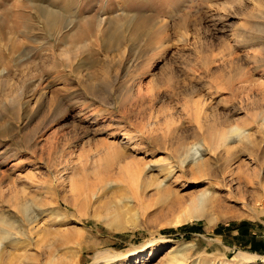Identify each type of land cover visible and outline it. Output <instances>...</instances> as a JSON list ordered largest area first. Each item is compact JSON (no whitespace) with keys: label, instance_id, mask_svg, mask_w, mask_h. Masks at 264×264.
<instances>
[{"label":"rangeland","instance_id":"rangeland-1","mask_svg":"<svg viewBox=\"0 0 264 264\" xmlns=\"http://www.w3.org/2000/svg\"><path fill=\"white\" fill-rule=\"evenodd\" d=\"M3 1L0 212L15 211L19 221L14 228L0 222V264H93L99 251L108 252L96 264H167L175 248L188 255L179 264H264L257 163L242 153L231 160L222 145L234 125L261 134L264 17L256 15H264V0H137L126 11L130 17L120 14L122 25L137 14L146 22L163 18L169 25L156 29L157 42L147 34L134 37L123 63L105 60L99 46H91L95 57L81 76L74 70L78 60L63 56L62 41L76 29L77 17L108 11L101 9L102 0L87 11L85 0ZM51 3L71 4L60 10L59 26L66 31L61 41L46 24ZM13 9L20 12L13 32L25 34L18 45L9 32ZM39 10L40 25L30 18ZM42 91L41 109L35 100L25 108L22 102ZM199 142L206 143V164L225 167L220 182L226 186L219 190L224 202L210 207L212 223L182 221L199 193L211 187L191 161L181 166L185 149ZM171 166L172 177L159 184ZM240 174L248 182H240ZM225 188L246 192L231 197ZM26 203L32 214L46 210L39 217L41 229L51 228L54 213L66 210V220L85 231L82 246L44 249L51 236L38 233L40 228L35 232L40 241L34 242Z\"/></svg>","mask_w":264,"mask_h":264},{"label":"bare ground","instance_id":"bare-ground-1","mask_svg":"<svg viewBox=\"0 0 264 264\" xmlns=\"http://www.w3.org/2000/svg\"><path fill=\"white\" fill-rule=\"evenodd\" d=\"M69 1L70 0H68V3H69ZM136 1L137 0H119L117 3L116 2L110 3V0H102L100 4H101V7H103V8H101V9L102 10H108L104 14H101L100 12H102V11L99 10V11H95L94 12L95 14L90 12L88 15L83 17V15H81L80 12L78 13L76 11L78 13V15L79 16L81 15L82 17H80V18L77 17L76 29L70 34L69 39H67V40L62 39V37H63L62 34L64 32V36H65L66 31L62 32V29L64 27L63 28L61 27L62 28L61 29L59 26L60 22H62L61 21V16H62L61 13L62 12L60 10L63 8L62 10L64 11V8H67L69 5L71 6V4H67V3L64 4L63 3L60 5L57 3H54V4L51 3V4L47 5V9H48L47 12L48 13L46 14L47 15L46 16V20H47L46 24L51 29H54V31L56 32L55 35H56L57 39L59 41L63 40L62 44L66 45L67 50L64 51L63 56H65L66 58L69 57L70 59H72V61L74 60V63H76V61L78 60V64L74 65V70L77 72L78 76H81L84 73H87L90 71V68L88 67V63L86 64V62H88L87 60H90L89 58H94L95 57L94 52H96L95 50H94V52H90V50L92 49L91 46H94V45L99 46L98 50H100L102 52L103 58L105 60H115L117 58V60L119 59V63L120 62L123 63V61H125L126 58H128L127 57V51H126L128 41H132L134 39V37H136V36L140 37L141 34L142 35L147 34L148 39L152 42V40H155V37L158 36L156 29L159 28V26H160L161 27V28H159V30H160V29L169 25L168 21L164 20L163 18L161 19L160 17H159L160 19L158 17L153 18V19L149 17L150 18L149 21L146 22L145 20H143L144 17L146 18V16L142 15V14L135 15V18L132 20L129 18L131 20V22H128L126 26L124 24L122 25V23H123L122 20L124 18L122 19V17H119L120 14H125L124 17L125 16L130 17L129 12H131V11H129V10H131V9H129V6H132ZM93 2H96V0H85L82 8L86 9L85 11H87L89 8L93 9V7H94ZM97 4H98V1H97ZM117 6L119 7V9L117 8ZM124 6H126V7H124ZM72 7H73V5H72ZM10 9H12V8H10ZM14 9L12 10V13L10 14V17L12 19L11 20L12 21L11 22L12 27L10 26L11 30L9 32H13V29L17 26L19 27V25H20V21H19L20 12H19V14L16 13L17 11L15 13H13ZM92 9H90L89 11H91ZM127 9L129 11L128 15L126 13ZM136 10H138V9H136ZM140 10H141V8H140ZM140 10H139V12L141 13ZM5 13H6V10H5ZM106 13H108V14L105 15ZM7 14H8V11H7ZM41 14L42 13H40V10L37 12L35 11V13L32 12L30 18L36 22L38 21V25H40L39 22L42 21V15ZM134 14H136V13H134ZM256 17L262 18V17H264V15L263 16L262 15H256ZM2 19H3V17H0V29L2 28V24L4 22V20H2ZM127 19H125V20H127ZM105 21H107L106 26L103 29H101L100 25L102 23H103L102 25H105L104 24ZM73 25L74 24H72V26ZM48 26H47V28H48ZM4 27H5V25H4ZM33 27H34V29L35 28L37 29V26L36 27L33 26ZM117 27H119V28H117ZM147 27H148V29H147ZM72 29H74V28H72ZM19 30H21V29L19 28ZM23 31L21 30L20 32H18V30H17V33L16 32L12 33V34H14V36H12V35L10 36V39L13 38V40H15L13 43L14 45L19 44L18 41H20L22 39V38L20 39V37H21V35L24 34ZM67 33H69V32H67ZM8 36H9V34H8ZM24 36H25V34H24ZM39 36L41 37V35H38V37ZM48 36L52 37L51 33H50V35L48 34ZM0 37L3 39L2 30H0ZM10 39H9V41H10ZM37 39L38 38L34 39V41H38ZM157 40L158 39H156L153 42H157ZM100 41H101V43H100ZM254 44H255L254 42L250 43L251 46ZM128 45H129V43H128ZM98 50H97V52H99ZM123 66H125V65L119 66V68L123 69L124 68ZM107 68L103 67L101 70L104 69L105 72H107L108 71ZM2 72H3V69L0 70V74H2ZM75 77H77V76H75ZM80 79H81V77H80ZM38 96L37 95L34 96V98L36 97V99H33L30 96L27 98V100H25L24 103L22 102V104H24L25 108H27L31 105L33 100H35L34 103L40 110L41 109L40 107L43 106V104L45 103L44 102L45 92L42 91L40 94H38ZM259 116H260V120L262 122V125H261L262 130H261V134H259L260 137H258L254 133L253 134L250 133L248 129H244V128H241L237 125H234V126L230 127L226 136H222L224 141H223V144H222V142H221V144L226 147V152L228 154H229V152H231V154H232L231 160L234 157H237L239 154L242 153V154H248V156H250L251 159H253L257 163V169L254 170V172L256 174V178L258 179L257 185H258V188L260 189V192H258L257 195H259L258 197H264V144H263L264 143V108L259 112ZM233 143H234V145L229 146L230 144H233ZM216 144H215V146H216ZM218 145H219V143H218ZM222 145H221V147H222ZM227 147H229V148H227ZM206 152H207L206 143L199 142L197 144H194L192 146L187 147L185 149L184 154L182 155V158H181V166L182 167L186 163L191 161L194 165H196V167L198 169L197 171H202L203 174H205L206 179L208 181H211V182H209V183H211V187L204 189L199 193V195L197 196V200H196L197 202L196 201L192 202V206H191L190 212H188L189 213L188 216H185L182 219V221H189V220H194V219L205 218L206 220H208L209 223H212L213 221L216 220V217H214V215L212 213H210V211H209L210 207L211 208L212 207H221L223 202H224L222 199L223 198L222 191H219V190L222 189L221 186H226V184H221V182H220V176L222 175V173H225L224 172L225 167L223 168V166H222V167H218L217 169L216 168L214 169L210 165L206 164V162H204V157H203ZM244 166L242 165L243 169H245V170L249 169L248 166H247V168L246 167L244 168ZM147 167H148V169H154L155 165L154 164H148ZM170 168L171 169L169 170V172H167L165 174V177L162 180H159V184L163 185L164 181L169 180L172 177L174 167L171 166ZM167 169H169V168H167ZM161 170L163 171V169H161ZM242 172H243V170H242ZM237 179L241 180L240 182H244V183L248 182V178L246 175L240 174L237 177ZM225 190L228 191L227 193L231 197H238L239 195L242 196V195H245L244 192H246L244 190L242 191V189L234 191L230 188H225ZM255 195H256V192H255ZM260 201H262V200H260ZM25 205H26V211H27V216H28V219H27V221H28V224H27L28 235H29V237H31V239L34 242L38 243L40 241V239H39L38 235H35V232L37 234L39 228L41 229L42 225H39L41 223V222L39 223V217L41 215H46L45 214L46 210L43 208H40L38 210L37 214L36 213L32 214L28 208L30 205L28 203H26ZM74 205L77 206L76 203ZM61 210H63V209H59L57 212L54 213V216H52L54 218V220L51 223V228L48 226L49 229L44 228V229L39 230V232H38V233H40V231H42L44 233V235L48 234L51 236V237L48 236V238L50 237L48 239V241L50 243L47 240H46L47 244L44 243L45 244V245H43L44 249L48 248V250L51 249V250L57 251L60 249H71V248H77L78 249L80 246H82V241L85 237V231L77 229L76 226H72V224L74 222H70L69 220H66L67 219L66 210H65V212L61 211ZM0 213H1L0 214V222H2L3 224H5L9 227H13V228L17 227L16 222L18 223L19 220L14 218V217H16L13 214V213H15V211L10 213V210L7 211V210L3 209ZM114 215L116 217L118 216V214H114ZM22 228L25 229L26 227H22ZM20 231H22V230L19 229V232ZM23 232H24V230H23ZM22 234H25V233H22ZM43 237L45 238V236H43ZM42 244H40V245H42ZM184 247H189V246H184ZM187 249H189V248H187ZM174 250H175V253H174L175 255L171 258L169 257V259L167 260V264H179V263H182V262H180L181 261L180 259H183V260L188 259L187 258L188 255L184 256V255H182L184 253L181 254L182 251L180 250V248L178 250H177V248H175ZM101 251H103V250H101ZM171 251H173V250H171ZM107 252L108 251L97 252L95 255L93 264H96L97 261L100 258H102ZM184 252H186V249ZM241 253H242L243 257L250 255L247 252H241ZM183 264H185V263L183 262Z\"/></svg>","mask_w":264,"mask_h":264}]
</instances>
